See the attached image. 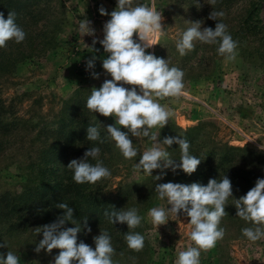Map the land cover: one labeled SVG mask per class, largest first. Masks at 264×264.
<instances>
[{
    "label": "rangeland",
    "instance_id": "374dc122",
    "mask_svg": "<svg viewBox=\"0 0 264 264\" xmlns=\"http://www.w3.org/2000/svg\"><path fill=\"white\" fill-rule=\"evenodd\" d=\"M10 1L19 8L17 22L26 38L21 43L8 41L7 47L0 48V243L7 244L0 253L13 251L20 256V264H50L59 250L34 252L35 243L42 239L34 229L54 222L63 211L50 210L54 213L50 216L25 208L27 200H34L31 206L38 204L35 192L19 197L27 187L43 180H62L81 190H96L89 202L80 195L70 205L74 218L79 222L86 216L92 229L87 234L83 230L78 233V242L94 247L93 237L107 229L116 249L115 264H174L180 251L194 246L188 238L189 218L178 215L176 219L169 214V221L156 229L148 211L170 205L157 198L155 184L206 185L210 178L226 176L232 183L233 198L238 199L258 178H264V149L260 148L264 147V0H217L215 5L209 0H155L164 17L165 35L146 52L183 70L187 95L160 101L173 110V115L165 127L151 131L159 133L158 141L178 135L186 138L190 153L201 163L191 175L166 169L163 179L155 181L134 172L139 155L126 160L114 142L106 141L107 146H100L98 160L111 176L94 185L76 184L66 167L76 159L73 154H83L88 148L82 131L86 122L98 127L102 138L107 136L104 127L115 123L111 116L92 114L85 103L93 87L98 89L105 79H111L102 69V59L107 58L102 46L98 42L94 45L98 52H90L89 47H93L94 39L103 38V24L110 18L100 15L98 9L103 6L110 13L116 0H0V12L9 10ZM139 2L151 6L153 0ZM213 10L224 13L218 20L227 25L238 43L236 59L226 62L217 53V45L200 42H195L193 51L180 56L175 47L178 33L191 26L188 22L198 20L203 21L202 28L214 29L218 21L208 19ZM83 19L91 21L94 36L79 30ZM93 55L97 56L95 67L86 70L85 61ZM93 71L100 74L99 79L92 78ZM130 139L141 154L153 143L144 137ZM167 150L173 159H179L178 145ZM47 160L57 161L59 166L43 165ZM40 168L41 172L36 171ZM158 174L159 170H153V176ZM12 199L19 200L14 211L6 207ZM228 203V216L220 223L224 238L213 249L201 252L200 264H264V239L252 243L244 238L241 229L250 225L236 216L231 198ZM110 206L117 211L137 208L141 226L128 230L126 224H110L104 216ZM127 231L144 236L142 251L128 249L124 240Z\"/></svg>",
    "mask_w": 264,
    "mask_h": 264
},
{
    "label": "clouds",
    "instance_id": "9594fccd",
    "mask_svg": "<svg viewBox=\"0 0 264 264\" xmlns=\"http://www.w3.org/2000/svg\"><path fill=\"white\" fill-rule=\"evenodd\" d=\"M216 2L209 0L210 5ZM98 11L100 15L110 18L103 24V38L94 39L93 47L89 49L90 52H98L99 49L94 47L97 42L102 46L107 54V58L102 59V69L111 79H105L98 89H91L85 107L92 114L113 117L115 123L104 127L107 133L104 138L98 127L89 126L86 139L99 144L114 142L115 149L126 160H133L139 155L138 162L133 165L134 172L151 176L155 181L163 179L166 169L174 173L180 169L191 175L201 159L190 153V142L179 135L158 141L159 133L151 131L165 127L173 115V110L160 101L187 95L184 91L183 70L170 67L168 59L146 52L165 35L162 12L157 9L155 0L151 6L139 0H116V7L110 13L103 6ZM223 16L222 11L213 10L209 13L208 19L218 21L214 29L202 28V20L188 22L191 26L179 32V39L176 40L175 47L179 55H187L194 50L195 42H200L217 45V53L226 62L234 61L238 55V43L228 33L227 25L219 22L218 18ZM79 30L84 35H95V29L87 19L81 20ZM25 38L26 32L16 23L15 12H8L6 19L0 12V48L7 47L8 41L21 43ZM96 60L95 55L87 59L86 70L94 69ZM91 76L99 79L100 74L93 71ZM121 127L127 131H122ZM130 136L147 138L153 142L152 146L141 154L133 146ZM173 144L179 146V159H173L167 150ZM260 148L264 149L261 145ZM100 152L99 147H88L82 158L72 159L67 164L66 168L72 173V180L76 184L94 185L111 176L110 170L97 159ZM90 160L96 162L93 164ZM153 170H159V174L153 176ZM154 190L158 199L170 205L166 208L153 207L148 211L156 229L169 221V214L176 219L178 215L189 218L188 238L194 246L180 251L174 264H200L201 252L213 249L224 238L225 229L220 227V223L228 216L225 209L230 198L236 208V216L250 225L241 229L242 236L252 243L264 239V178H258L255 186L238 199L233 198L232 183L226 176L222 179L210 178L206 185L196 182L158 183ZM56 207L63 210V214L57 216L54 222L34 229L36 234L42 235V239L35 243L34 252L44 250L51 253L53 249L59 250L50 264H115L113 256L116 255V249L107 229L93 237L94 247L83 241L78 242V233L82 230L85 234L92 231L87 217L78 222L69 204L60 202ZM110 208V211L104 212L110 224H126L128 230L141 226L142 217L137 208H122L118 211L114 206ZM68 223L73 227H65ZM124 240L128 249L135 252L142 251L145 246V238L139 232L127 231ZM0 248H7V244L0 243ZM0 264H20V256L13 251L0 253Z\"/></svg>",
    "mask_w": 264,
    "mask_h": 264
},
{
    "label": "trees",
    "instance_id": "16d2710c",
    "mask_svg": "<svg viewBox=\"0 0 264 264\" xmlns=\"http://www.w3.org/2000/svg\"><path fill=\"white\" fill-rule=\"evenodd\" d=\"M12 4H13L12 1H10L9 5L7 7L9 10L1 11V12L4 14V18L6 19L8 12H10V10H12L11 12L16 11L18 13V15H17V13L15 12L16 23L18 24L17 21L19 19L18 18L19 8L15 7L17 4L15 6H11ZM10 7H11V9H10ZM13 7H15L14 8L15 11L12 9ZM89 126H90V123L86 122L82 128L84 142H86L88 147L96 146V147L100 148L101 144H99L98 142H92V141H88L86 139V128H88ZM69 139L72 140V143L75 142V140H73L74 139L73 135H70ZM104 145H106V142L104 143ZM56 146H57V144H56ZM104 148H106V147H104ZM60 153L63 154L62 151ZM53 154H56V153H53ZM73 155L76 157V159L82 158V156H83V154H73ZM101 155H105V154H101ZM97 159H98V157H97ZM63 160H64V158H62L61 161H63ZM90 162L94 164L96 161L90 160ZM43 165L51 166V167H57V166H59V162H57V161H51L50 162V160H47L45 163L43 162ZM36 171L41 172V168L37 169ZM31 183H33V180H31ZM70 184L71 183L64 184L62 180H60L59 182H54V183H51L50 181L43 180L37 184H34L33 186L27 187L25 189V191L22 193L23 195L21 197H19V200H20V198L25 196V194H28L29 192H35V194H37L39 197V199L37 200L38 204L35 206H31V203L34 200H32V201L27 200L25 203V208H29L31 210L39 209V210H42L46 213H49L50 216H54V213H58V212L63 211L61 209H58L56 207V204L63 202V203L69 204V206H70L72 203L77 202V200L80 198V195L84 196V198H86V202H89L90 201L89 199H91L90 197L92 195H95L94 191H96V190H93L91 187H85V188L83 187V190H81V189H78V187H73ZM101 195H103V194H101ZM5 198L6 197L1 198V201H3ZM19 200L12 199L13 203L11 205H6V207L9 209L12 208L11 211H14L16 208V203ZM39 203H42L43 206H39ZM50 210H52L54 213L50 212Z\"/></svg>",
    "mask_w": 264,
    "mask_h": 264
}]
</instances>
